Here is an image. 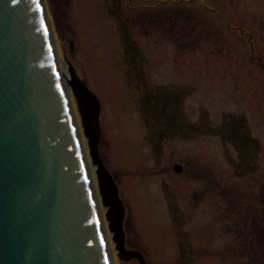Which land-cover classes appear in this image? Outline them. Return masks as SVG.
<instances>
[{
    "label": "rangeland",
    "instance_id": "1",
    "mask_svg": "<svg viewBox=\"0 0 264 264\" xmlns=\"http://www.w3.org/2000/svg\"><path fill=\"white\" fill-rule=\"evenodd\" d=\"M44 1L60 54L99 100V153L126 206L130 248L148 264H181L173 242L199 221L203 178L209 203L219 190L242 217L263 211L264 0ZM175 164L189 172L173 182ZM220 231L209 225L207 249L224 247Z\"/></svg>",
    "mask_w": 264,
    "mask_h": 264
},
{
    "label": "water",
    "instance_id": "2",
    "mask_svg": "<svg viewBox=\"0 0 264 264\" xmlns=\"http://www.w3.org/2000/svg\"><path fill=\"white\" fill-rule=\"evenodd\" d=\"M61 52L69 91L44 0H0V264H114L110 241L120 262L147 264L99 155V100Z\"/></svg>",
    "mask_w": 264,
    "mask_h": 264
},
{
    "label": "flooded vegetation",
    "instance_id": "3",
    "mask_svg": "<svg viewBox=\"0 0 264 264\" xmlns=\"http://www.w3.org/2000/svg\"><path fill=\"white\" fill-rule=\"evenodd\" d=\"M161 171L170 173L169 167ZM188 172L189 169L183 167L181 173L173 176L168 174L169 179L176 182V177H181ZM196 175L195 172L191 171L188 176ZM201 183L203 191L199 195V221L195 222V226L191 225L187 231H182L179 228L183 239L179 243L173 242V250H177L178 253H181V251L185 253V259L180 263L208 264L210 261L218 262L219 264H237L239 255L244 256L247 260L250 259L249 257L255 255H264V221L259 220L261 216H264V209L263 211L259 209L254 210L248 218L242 217L243 213L240 210L239 202L234 199L225 201L223 194L219 190L215 191V199L209 203V191L204 178L201 179ZM192 201L194 200L192 199ZM189 207L182 209V217L188 219V221L193 216ZM222 214L224 224L218 222V218L222 217ZM208 217L210 221L207 220ZM209 225L215 229L217 225H220L221 233L218 232L213 235L221 236L226 241L224 242V247H220L217 250L207 249ZM261 239H263V243H261ZM254 259H250L248 264L254 261Z\"/></svg>",
    "mask_w": 264,
    "mask_h": 264
},
{
    "label": "bare ground",
    "instance_id": "4",
    "mask_svg": "<svg viewBox=\"0 0 264 264\" xmlns=\"http://www.w3.org/2000/svg\"><path fill=\"white\" fill-rule=\"evenodd\" d=\"M62 72L60 71V75H61V83H62V86L63 87H65V89L67 90V91H69V88L67 89V82H68V79H69V76H68V74H67V72H66V70H65V67H63L62 66ZM70 96V95H69ZM70 99H71V96H70ZM86 152V151H85ZM90 167V166H89ZM92 174V173H91ZM92 178H93V176H92ZM95 186V185H94ZM96 191V190H95ZM100 211H101V216H102V218H103V215H102V209H101V207H100ZM108 238V237H107ZM111 248V247H110ZM111 255H112V250H111ZM112 261H113V263L115 264V262H114V258L112 257Z\"/></svg>",
    "mask_w": 264,
    "mask_h": 264
},
{
    "label": "snow or ice",
    "instance_id": "5",
    "mask_svg": "<svg viewBox=\"0 0 264 264\" xmlns=\"http://www.w3.org/2000/svg\"><path fill=\"white\" fill-rule=\"evenodd\" d=\"M38 7H39V5H38Z\"/></svg>",
    "mask_w": 264,
    "mask_h": 264
}]
</instances>
